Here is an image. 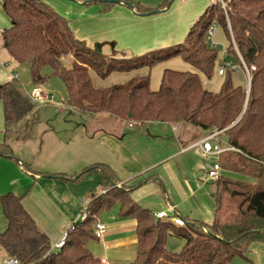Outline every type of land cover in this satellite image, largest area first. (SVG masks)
I'll list each match as a JSON object with an SVG mask.
<instances>
[{"label": "trees", "instance_id": "1", "mask_svg": "<svg viewBox=\"0 0 264 264\" xmlns=\"http://www.w3.org/2000/svg\"><path fill=\"white\" fill-rule=\"evenodd\" d=\"M90 2L102 4L103 12L116 4L108 0ZM169 2L166 0L156 9H141L133 3L137 11L145 14L166 8ZM0 4L11 20L2 32L5 48L18 62L29 63L35 84L47 80L45 70L50 68L65 83L67 104L83 111L142 122L189 121L209 132L223 130L222 144L239 151L221 154L222 170L255 179L247 183L221 175L215 193V221L208 224L185 220V225H178L155 217L152 210L142 207L125 191L124 185L119 188L105 181L112 179L107 168L92 165L77 174V180L101 168V184L110 189L93 198L87 217L76 224L58 252L50 251L52 242L25 208L24 195L0 194V206L8 222L6 230L0 232V245L9 256L18 257L22 264H106L89 243L98 239L95 227L100 213L110 211L116 204L121 217L137 220V255L131 264H230L235 256L245 257L253 242H264V0H230L226 10L214 0L183 42L131 58L109 57L82 45L70 21L42 0H0ZM214 22L226 32L229 54L241 68L250 71L249 91L248 85L235 84L236 69L226 66L218 91L203 84V77L211 79L224 66L218 50L207 40ZM177 56L191 63L197 72L166 69L157 91L151 89L150 74L97 87L90 73L93 69L105 78L116 70L152 68ZM67 57H72L71 65L65 63ZM0 101L5 118L0 156L10 157V134L32 112L33 104L11 81L0 84ZM225 196L237 199V211L231 220L219 215ZM170 234L184 239L181 251L168 249Z\"/></svg>", "mask_w": 264, "mask_h": 264}, {"label": "crops", "instance_id": "2", "mask_svg": "<svg viewBox=\"0 0 264 264\" xmlns=\"http://www.w3.org/2000/svg\"><path fill=\"white\" fill-rule=\"evenodd\" d=\"M132 1L141 9L157 8L149 7L141 0ZM156 13L143 14L131 10L124 3H116L101 14V17L105 16L104 20L109 21L102 29H86V24H74V33L78 39L86 40L90 47L94 42H102V52L106 56L135 57L136 48L130 42H137V36L144 34L138 22H142L144 16ZM1 18L4 19V16ZM155 18L158 20L150 29L160 28L159 17ZM4 28L6 26H0V84L8 81L15 83L19 79L17 73L14 75L7 66L12 55L4 45ZM15 84L32 104L36 102L31 94L34 88H41L39 85L29 92L20 81ZM41 90L45 96L54 95ZM58 107L59 115H50L43 120L35 115L33 105L32 112L10 134L8 141L13 155L0 156V194L14 192L24 195L25 208L52 244L77 219L82 204L89 205L94 197L110 189L101 184V168L85 174L81 179H74L81 171L96 164L109 170L107 172L112 179L106 182H114L119 188L124 185L125 191L136 202L154 213L165 210L170 216L179 215L188 222L198 220L212 224L215 221L218 179L210 178L208 171L221 155L206 157L196 145L210 133L208 130L200 127L190 129L186 123L181 124L183 121H143L141 125L131 127L129 123L132 120L109 113L83 111L68 105L67 98ZM219 137L223 138L222 134ZM4 139L5 136H0V143ZM86 197L93 198L88 201ZM110 220L104 239L98 238L104 244V252L98 256L106 264H121L122 261L131 264L137 255V220L120 215L119 218L111 215ZM7 226L0 206V232ZM115 235H123V238L112 246ZM124 245L132 246L130 252L112 253V247L116 249ZM5 256L8 253L0 245V264Z\"/></svg>", "mask_w": 264, "mask_h": 264}, {"label": "rangeland", "instance_id": "3", "mask_svg": "<svg viewBox=\"0 0 264 264\" xmlns=\"http://www.w3.org/2000/svg\"><path fill=\"white\" fill-rule=\"evenodd\" d=\"M42 1L47 2L48 3L47 5L55 9V11L58 12L59 15L68 19L70 21V25L73 31H74V27H73L74 24L76 26H83L84 24H86V29L94 28V27H98L102 29L105 23H109L107 19L104 20L105 16L101 17V14L105 12L102 11L103 5L100 3H96V2L89 3L88 1H83L88 3L81 4L78 2V0H50V2H53L52 4H50L48 0H42ZM89 1H94V0H89ZM165 1L166 0H141L143 4H146L149 7H156V6L159 7ZM213 1L214 0H170L169 6H167L166 8L161 9L159 12H157L156 14H152L151 16H144L143 17L144 20L142 22L140 21L138 22V25H140L141 29H143L142 31H144L143 36L142 35L137 36V42L135 43H131L129 41L130 44L132 46H135L136 48L134 49L136 53L135 56L142 55L154 49L164 48L171 46L173 44L183 42L187 37L190 27L200 18V16L206 11L208 6ZM53 4H55V7L53 6ZM2 15L4 16V19L1 18ZM153 15L154 16L156 15L155 17H159L160 20L159 29H150L154 26V24L158 20V18H155ZM147 17H154V18L147 19ZM0 24H1L0 26L3 27L6 26V28L11 25V20L5 14L1 4H0ZM207 40L211 45H213L218 50L219 58L221 62L226 64V67H231L236 69L234 73L235 84L236 85L243 84L246 86L249 85L250 71L247 69V67L246 69L241 68L236 58L229 54L228 52L229 40L224 28L220 24L216 23L213 34L209 33L207 36ZM98 43H102V42H98ZM95 44L96 43L94 42L92 46L93 48ZM8 59L10 60V62L8 63L9 65L7 66H10L12 73H14V75L17 73V78H19L15 80V83L17 82L19 83L20 81L21 86H23L24 89L28 90L29 92L33 89L34 86L39 85L42 89L45 90V92H51L54 93L55 95L53 100L33 102L34 103L33 105L35 107L34 110L35 115L41 117L43 120L50 115H54V114L59 115L58 106H61L63 101L66 100L67 98V90L64 81L60 77L53 75L50 68H46L45 74L48 77L47 80L44 83L35 84L32 80L29 63L18 62L17 60L14 59V57L12 58L11 56ZM71 61H72V57L65 58V63L67 65H71ZM166 69L197 72V69L191 63L186 61L183 57L177 56L162 61L156 64L152 68L141 67L135 70H128V71L116 70L105 78L100 77L97 74V72L93 69L90 71V73L94 85L97 87L110 86L112 84H117V83H125L130 79H132L133 77H136L137 75L142 76V75L150 74L151 89L157 91L161 87L162 76ZM203 84L205 85L206 88H208L211 91H218L222 84V77L218 74V72H216V74L211 79L207 77H203ZM36 107H37V111H36ZM184 123H186V125L190 129L191 127H193L194 129L200 127L189 121H183L181 124ZM4 127H5L4 106L3 103L0 101V136H2V138H4V133H3ZM37 131H38V126H37ZM24 132L26 133L27 131ZM221 175L224 176L225 178L240 180L247 183H252L254 179L251 176H247L245 174L234 172L232 170H228L225 168H223V170L221 171ZM92 198L86 197L85 199L91 201ZM236 201L237 199H231L229 196L224 197V203L219 213V215L223 220L225 219L231 220L233 216H235V213L237 211V205L235 203ZM83 203L85 202L83 201ZM85 206L86 203L84 204V206L82 204L81 209L84 208ZM118 213H119V204H116V206L110 211L105 210L101 212L99 216V221L105 222L109 226L111 222L110 220L111 215H115L116 218H119ZM122 236H117V235L113 236L112 246L114 245L116 246L117 245L116 241L118 239L120 240L121 238H123ZM103 239L104 238H102L101 240ZM184 242L185 241L183 238L178 237L174 234H170L168 236L167 247L171 251L178 252L182 250L184 246ZM103 246H104L103 242H100L99 239H94L89 243V247L91 248V250L94 252L95 255L97 254V256L98 254L101 255L104 252ZM131 248L132 246L129 248L126 245H124V247L122 246L121 248H116V249L115 247H112L113 249L112 253L115 252L123 253L124 251L128 253L130 252ZM133 249L136 250V245L133 246ZM121 264H128V262L122 261ZM230 264H264V242H260V241L253 242L250 245L248 251L246 252L245 257L235 256Z\"/></svg>", "mask_w": 264, "mask_h": 264}, {"label": "built area", "instance_id": "4", "mask_svg": "<svg viewBox=\"0 0 264 264\" xmlns=\"http://www.w3.org/2000/svg\"><path fill=\"white\" fill-rule=\"evenodd\" d=\"M221 3L222 8L226 10L227 3L230 0H216ZM216 22L213 23L212 27L209 30L210 34H213L214 28H215ZM230 25V24H229ZM225 66L220 67L218 70V74L221 76L225 73ZM249 73V71H248ZM250 78V75H249ZM32 98L35 101H44V100H53L54 95H49L45 96L44 93L42 92L41 88L36 87L32 91ZM130 126L136 125H141L142 121L139 120H132L130 123ZM223 130H215L213 132H210L206 137L203 139L199 140L196 145H198L201 148V151L204 156L206 157H212V156H217L219 157L223 152L225 151H239L237 148H235L232 145L225 144L223 145L220 140V134L222 133ZM222 171V166L220 164V160H218L213 167L208 171V176L214 180L219 179ZM88 214V205H86L82 210L80 211L79 216L77 219L74 220V222L70 225L68 230L63 234V236L57 240L55 243L52 244L50 251L51 252H58L62 249V247L66 244L67 237L69 233L76 227V224L82 220H84L87 217ZM155 217L159 219H166V220H171L175 222L178 225H185L186 221L182 216L179 215H173L170 216L167 211L163 210L160 212H155L154 213ZM107 230V224L104 222H97L96 227H95V234L99 239L104 238V233ZM103 263H105L104 260H102ZM2 264H22L20 259L15 256H5L2 260Z\"/></svg>", "mask_w": 264, "mask_h": 264}, {"label": "water", "instance_id": "5", "mask_svg": "<svg viewBox=\"0 0 264 264\" xmlns=\"http://www.w3.org/2000/svg\"><path fill=\"white\" fill-rule=\"evenodd\" d=\"M108 1H111V2H114V3H124V4H126L127 6H129L132 10H136V6L134 5V3H133L132 1H123V0H108ZM78 2L81 3V4H84V3H88V2H90V1H88V2H83V1L78 0ZM153 12H155V11H153ZM145 14H147V13H145ZM79 40H80V39H79ZM80 43H81L82 45H84V46H88L86 40H80ZM102 46H103V43H96L95 46H94V49H95L98 53H103V52H102ZM249 89H250V82H249V85H248V91H249ZM77 178H78V176L75 177L74 179H77Z\"/></svg>", "mask_w": 264, "mask_h": 264}]
</instances>
